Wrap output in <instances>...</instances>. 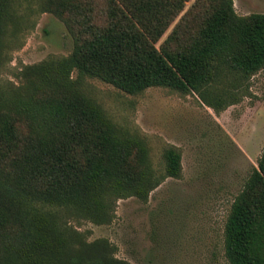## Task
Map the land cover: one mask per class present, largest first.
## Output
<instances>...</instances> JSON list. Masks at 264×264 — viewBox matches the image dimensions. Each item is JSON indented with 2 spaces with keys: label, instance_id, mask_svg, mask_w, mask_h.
Instances as JSON below:
<instances>
[{
  "label": "trees",
  "instance_id": "obj_1",
  "mask_svg": "<svg viewBox=\"0 0 264 264\" xmlns=\"http://www.w3.org/2000/svg\"><path fill=\"white\" fill-rule=\"evenodd\" d=\"M191 1L0 0V264H129L73 224L108 226L118 201L147 202L180 179L181 154L166 148L157 176L146 143L110 119L85 79L191 95L218 114L264 69L263 13L240 16L233 0L186 10ZM24 3L57 18L73 48L2 81ZM223 249L228 264H264V151L230 207Z\"/></svg>",
  "mask_w": 264,
  "mask_h": 264
},
{
  "label": "rangeland",
  "instance_id": "obj_2",
  "mask_svg": "<svg viewBox=\"0 0 264 264\" xmlns=\"http://www.w3.org/2000/svg\"><path fill=\"white\" fill-rule=\"evenodd\" d=\"M233 5L240 16L264 14V0H233ZM23 7L20 30L8 41L2 81L17 83L23 66L67 57L73 48L57 18L35 5ZM84 88L116 125L146 143L157 176L164 172L162 154L169 147L181 154L182 174L166 179L145 203L118 201L112 224L83 221L73 224L77 231L87 233L88 242L108 240L115 258L129 264H228L225 221L264 151V69L251 78L240 102L218 114L194 96L162 88L128 95L89 78Z\"/></svg>",
  "mask_w": 264,
  "mask_h": 264
}]
</instances>
